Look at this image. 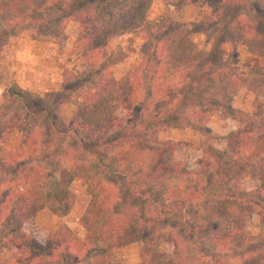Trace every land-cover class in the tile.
I'll return each instance as SVG.
<instances>
[{
	"label": "trees",
	"instance_id": "trees-1",
	"mask_svg": "<svg viewBox=\"0 0 264 264\" xmlns=\"http://www.w3.org/2000/svg\"><path fill=\"white\" fill-rule=\"evenodd\" d=\"M153 1L0 0L4 26L34 39L62 42L66 23L77 22L74 47L83 61L79 75L63 68L61 89L45 97L0 71V97L15 108L0 118V247L7 252L0 264H122L116 252L133 242L140 243V264H230L225 253L253 240L247 217L255 213L264 225V16H257L264 0H158L167 9L148 22ZM188 4L200 8L208 50L181 20ZM0 31V40L11 34ZM130 33L141 40L142 56L117 80L106 48ZM239 48L261 62L260 76L232 64ZM242 89L255 94L249 113L232 107ZM65 101L76 105L71 118L62 113ZM214 117L237 128L214 134ZM163 126L192 128L201 140L160 141ZM194 153L212 179L207 186H172L191 172ZM110 174L126 182L129 198L110 187ZM76 179L86 184L83 239L66 225L43 242L23 230L42 209L68 215ZM225 184L229 195L214 200L210 193L225 191ZM188 208L194 216L185 229L165 225Z\"/></svg>",
	"mask_w": 264,
	"mask_h": 264
},
{
	"label": "rangeland",
	"instance_id": "rangeland-1",
	"mask_svg": "<svg viewBox=\"0 0 264 264\" xmlns=\"http://www.w3.org/2000/svg\"><path fill=\"white\" fill-rule=\"evenodd\" d=\"M166 9L167 5L161 1L154 0L150 6L147 21L157 22L165 13ZM182 12L183 21L189 28L191 40L200 49L208 50L211 46V41L201 32V27L198 25L202 19L200 8L188 4L183 8ZM257 16H264V12L257 9ZM252 18L256 20L255 17ZM6 22L7 20H0V27L9 30L11 34H7V36H4L0 40V71L3 73L7 72L8 76L22 90L45 97L47 94L57 93L61 89L63 84V68H67L76 75H79L83 71L81 51L74 47L80 30L77 22L70 20L66 23L64 31L65 39L62 42L34 39L28 31H24L21 34L16 33L14 29H8L4 26ZM140 46L141 40L132 33L119 36L107 45V59L110 61L111 70L117 80H120L131 67L139 63L142 56ZM232 64L243 75L260 76L262 74L263 65L261 62L242 48L238 49V55L232 60ZM1 92L2 90L0 89V96ZM254 101L255 94L242 89L234 97L232 106L237 110L249 113L252 110ZM1 106L3 107L0 110V118L7 117V114L9 116L15 110L11 104H6L0 97ZM62 107L64 117L71 118L76 109L74 102L65 101ZM209 126L210 131L218 135L229 134L237 128L235 122L220 117L212 118ZM16 139L17 135H12L9 144H15ZM158 139L160 141H184L198 145L201 140V135L189 127L168 128L163 126L158 133ZM54 144L59 145L61 143L53 139L52 145L54 146ZM70 144L67 143L65 146H69ZM199 155L200 153L193 154L192 164L190 165L191 172L185 177L174 179L172 186L193 188L199 183H204V186L208 185V182L212 179V174L211 172L209 173V169H198L196 160L199 158ZM104 160L105 162L107 161L106 155H104ZM95 163L98 164L97 162ZM43 166L45 168L48 167L46 165ZM47 178L50 180V177ZM106 178L110 187L117 191L120 198L125 199L131 196V192L127 189L126 182L123 179L112 174ZM222 187L225 191H213L210 193V195L213 193L211 197L214 200L218 196L223 197L229 195L231 190L229 185L225 184ZM70 189L75 198V203L72 208V223H74L75 215L79 212L83 213L86 206V184L82 180L76 179L72 182ZM262 209H264V206H262ZM193 216V210L191 208L185 211H178L167 219L165 225L185 229L184 223L191 220ZM52 220L51 215L38 216L36 214L33 218L25 221L22 228L37 241L43 242L45 235L56 228V223ZM74 231L78 236H84V230L76 224ZM246 231L253 240L239 249L225 253L224 257L228 259L230 264H264V225L260 223L257 214L253 213L247 217ZM1 234L0 232V238ZM139 250L140 243L133 242L116 252V260L122 264H140ZM0 255L7 256V252L1 247Z\"/></svg>",
	"mask_w": 264,
	"mask_h": 264
},
{
	"label": "crops",
	"instance_id": "crops-1",
	"mask_svg": "<svg viewBox=\"0 0 264 264\" xmlns=\"http://www.w3.org/2000/svg\"><path fill=\"white\" fill-rule=\"evenodd\" d=\"M181 20L183 21V12H181ZM162 141H164V140H162ZM169 141H176V140H169ZM180 142H184V141H180ZM187 143H189V142H187ZM190 144H192V143H190ZM72 214H73V209L70 211V213L68 215L60 218V217H56L54 214H52V212L49 209H47V208L42 209V210H40L37 213L38 216L39 215H45V216H50L51 215V217L53 219L52 221L56 223V228L53 231H55L61 225H66V226H68L75 233V231H74L75 224L77 226L81 227L78 222H79V219H80V217L82 216L83 213L82 212H79L78 214L75 215L76 218H75V222L74 223H72V219H73V215ZM53 231H51V232H53ZM84 235H85V232H84ZM78 237L80 239H83L84 238V236L83 237L78 236Z\"/></svg>",
	"mask_w": 264,
	"mask_h": 264
}]
</instances>
